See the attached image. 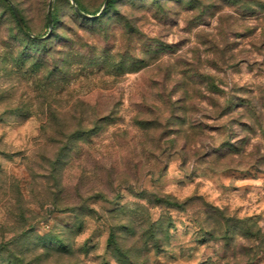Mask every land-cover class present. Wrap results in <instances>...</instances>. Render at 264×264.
<instances>
[{
  "label": "rangeland",
  "instance_id": "obj_1",
  "mask_svg": "<svg viewBox=\"0 0 264 264\" xmlns=\"http://www.w3.org/2000/svg\"><path fill=\"white\" fill-rule=\"evenodd\" d=\"M10 1L29 35L0 0V264H122L110 233L126 250L138 238L125 228L161 214L145 193L190 199L149 264L217 261L208 215L233 218L230 237L242 219L264 232V0H115L97 24L52 0L50 31L49 0ZM222 142L243 154L212 155Z\"/></svg>",
  "mask_w": 264,
  "mask_h": 264
},
{
  "label": "trees",
  "instance_id": "obj_2",
  "mask_svg": "<svg viewBox=\"0 0 264 264\" xmlns=\"http://www.w3.org/2000/svg\"><path fill=\"white\" fill-rule=\"evenodd\" d=\"M7 5L10 10V12L13 14L12 9H11V1L10 0H3ZM78 11L74 9V15L79 18L81 21L97 24L102 20V17L106 13H108L109 9L112 7L114 4L115 0H109L106 7L100 12V11H93V12H88L86 11L83 7H81L76 0H72ZM13 5V4H12ZM15 9L17 10L21 21L27 31L25 33L18 25L21 33L27 37L29 35V30L25 25V22L22 18L21 13L19 12L18 8L13 5ZM14 16V15H13ZM51 22H50V28L48 24V17L46 15V25L47 29L50 31L51 29H54L57 27V19L55 17L54 11L51 6ZM15 19V18H14ZM16 21V20H15ZM42 37H36L34 42H37L41 39ZM48 53L49 52V47L47 49H44V51L39 54L36 58V63L39 61L44 60V54L43 53ZM43 64V63H42ZM43 66V65H42ZM139 68L133 69L134 71H137ZM204 84V86H203ZM195 87H203L204 91L211 94L218 96L219 90L217 89L218 86L212 82L211 80H205V81H198L195 83ZM200 88H198L199 90ZM201 95V93H199ZM199 95V97H201ZM198 97V98H199ZM168 98H170L168 96ZM213 100V99H211ZM169 102V101H168ZM179 102V108L180 112L182 114H185L189 108H193L194 103L190 101L189 96L187 95V92L184 91L183 94L179 97L178 99ZM227 103L225 102L224 105L221 107V104H219L217 101H215L211 107L214 108L215 110H223L226 106ZM244 105V104H243ZM236 106V105H235ZM241 107L244 108L241 104ZM255 107V105H254ZM253 109V108H252ZM244 114V113H243ZM153 128V127H151ZM163 130V129H162ZM249 130H252V127H249ZM161 132V131H160ZM167 136V135H166ZM165 138V136H164ZM238 143V142H237ZM159 144V140H158ZM233 142H222L219 147H216L215 149H212V155H218L222 154L221 150H224L222 156L225 157L227 154L229 155H241L244 152V149H238ZM230 148V149H229ZM229 151H228V150ZM219 156V157H222ZM147 195V203L152 205V208H157L160 210L161 214L159 215V219L156 221L150 220L149 215H146V219L143 221V223L146 224V227L144 229H141L140 231H137L136 229L139 226L133 225L134 227L131 228V226H127L125 229H128L130 232V236L132 238L137 237L135 242L132 243L131 246L126 248L124 250L125 246H128V244L124 245V242H126V238L118 239L114 236V233H110L109 238H108V244L110 248H113L114 251L118 254L119 260H121L122 264H149L148 260V255L153 253L154 255L160 254L163 250L164 244L167 242L168 238V232L169 229L171 228V210H179L183 208L184 205L188 204L190 202V199H187L185 201H178L174 197H171L169 195L162 194L160 195L159 193H145ZM192 200V199H191ZM137 213L133 214L131 217L132 222H136V216ZM207 223H208V229L204 231V235H210L214 236L216 233H220L221 239L224 240L223 246L221 247V252L218 257L217 261H211L207 260L203 262L202 264H227L225 263V260L228 258L230 259H236L237 256L240 257H248L250 255H255V256H260L264 255V232H262L258 227H256L255 224L251 223L249 219H242L234 228V231L236 230L239 232V234L236 237H230L231 234V225L234 222L233 218L225 215L223 212H219V214L215 215H208L207 216ZM142 223V224H143ZM160 230V231H159ZM140 232V234H139ZM160 232V233H159ZM161 235L164 239H159L158 235ZM237 239L238 243L242 241V244L239 245L240 249L239 251H235V245L232 244V239ZM140 240V241H139ZM208 240V239H206ZM141 246L142 249H138ZM55 250L60 251L61 249H65L64 245L62 246H56L54 247ZM230 253L227 254L229 251ZM11 263V262H10ZM13 264H25L23 263L22 260H17L15 259L12 261Z\"/></svg>",
  "mask_w": 264,
  "mask_h": 264
},
{
  "label": "water",
  "instance_id": "obj_3",
  "mask_svg": "<svg viewBox=\"0 0 264 264\" xmlns=\"http://www.w3.org/2000/svg\"><path fill=\"white\" fill-rule=\"evenodd\" d=\"M51 1H52V0H49V1H48V6H47V17H48L49 28H50V22H51V17H50V15H51ZM108 1H109V0H104V3H103V5H102V7H101V9H100V12L106 7ZM71 3H72V5L74 6V9H75L76 11H78V9L76 8V6L74 5V3H73L72 0H71ZM11 9H12V12H13V15H14V18H15L17 24L19 25V27H20L25 33H27V31H26V29H25V27H24V25H23V23H22V21H21V18H20V16H19L17 10L15 9V7H14L12 4H11Z\"/></svg>",
  "mask_w": 264,
  "mask_h": 264
}]
</instances>
